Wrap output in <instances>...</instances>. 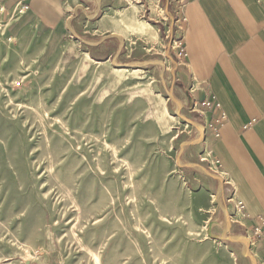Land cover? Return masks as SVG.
Listing matches in <instances>:
<instances>
[{
  "label": "rangeland",
  "instance_id": "374dc122",
  "mask_svg": "<svg viewBox=\"0 0 264 264\" xmlns=\"http://www.w3.org/2000/svg\"><path fill=\"white\" fill-rule=\"evenodd\" d=\"M158 1L90 8L86 37L107 35L95 56L110 58L88 71L42 68L8 31L27 5L0 7V264H239L177 168L188 126L164 101L182 59L176 5Z\"/></svg>",
  "mask_w": 264,
  "mask_h": 264
},
{
  "label": "crops",
  "instance_id": "0c3cea01",
  "mask_svg": "<svg viewBox=\"0 0 264 264\" xmlns=\"http://www.w3.org/2000/svg\"><path fill=\"white\" fill-rule=\"evenodd\" d=\"M94 1L0 0V7L14 11L18 5L28 6L8 31L19 39L33 40L30 46L42 68L50 69L58 58L63 60L61 68L80 64L82 71H88L92 63L110 58L108 53L101 59L95 56L96 48L106 45L107 35L101 34L98 41L92 39L95 32L91 39L86 37L87 12L102 6ZM142 2L138 8L144 12L150 6L156 10L159 4L158 0L155 5L154 0ZM180 15L183 32L177 17L169 18L168 25L176 41L181 39L185 55L172 63L173 96L164 99L180 107L181 120L188 126L187 138L181 142L185 145L182 165L177 168L187 189L206 203L209 229L224 232L230 242L242 247L239 264H264V240L241 244L264 214V4L260 0H183ZM141 66L145 68L144 63ZM204 101L218 104L219 110L213 106L207 111L192 109V104ZM220 115L224 119L219 137L211 139L207 125ZM203 149L210 152L207 167L196 160ZM224 177L235 190L234 200L242 204L240 215L227 202L230 187Z\"/></svg>",
  "mask_w": 264,
  "mask_h": 264
},
{
  "label": "built area",
  "instance_id": "2783aa9c",
  "mask_svg": "<svg viewBox=\"0 0 264 264\" xmlns=\"http://www.w3.org/2000/svg\"><path fill=\"white\" fill-rule=\"evenodd\" d=\"M173 1L174 2H171V1L170 2L172 4L176 5L175 6V11H176V16L175 17H177V22H179V31L183 32V27H182L181 23H183L184 19L180 15V11L182 9L183 0H173ZM27 10H28L27 6H21V8L18 10L17 13L18 14H22V13H24V11H27ZM176 42H177L176 49L178 51L176 55H177L178 58H183L184 55H185V52H184V48H183V45H182V41H181V39H179ZM199 105L202 106L201 108H204V109H207V110H209L212 106L216 110H219V105L218 104H214L213 105L209 101L201 102ZM223 119H224L223 115H220L213 122H211V123H209L207 125V130H208V132L210 134L211 139H218V137H219V129H220V126H221V124L223 122ZM197 158H198L199 162L205 161V163H209L210 162V152L207 151L206 149H203L201 151V153L198 154ZM224 182L227 184V186L230 187V191L228 193L229 196H228L227 202L232 203L234 213L236 215H238V214L240 215V212H241V209H242V204L239 201L234 200L235 190L231 186V184L228 181V179L225 178V177H224ZM245 235H246L247 240L250 242V244L255 243L257 240H260V239L264 240V214L257 218L256 225L253 226V228L251 229L250 233L246 232Z\"/></svg>",
  "mask_w": 264,
  "mask_h": 264
}]
</instances>
